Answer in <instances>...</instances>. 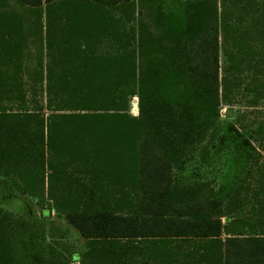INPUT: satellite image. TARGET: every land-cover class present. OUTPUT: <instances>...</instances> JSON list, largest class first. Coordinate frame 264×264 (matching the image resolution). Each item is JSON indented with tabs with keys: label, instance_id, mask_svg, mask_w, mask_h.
Instances as JSON below:
<instances>
[{
	"label": "trees",
	"instance_id": "trees-1",
	"mask_svg": "<svg viewBox=\"0 0 264 264\" xmlns=\"http://www.w3.org/2000/svg\"><path fill=\"white\" fill-rule=\"evenodd\" d=\"M256 66L264 0H0V178L86 241L74 264H264V162L218 120ZM216 137L221 183L175 179ZM36 226L0 207V264H61Z\"/></svg>",
	"mask_w": 264,
	"mask_h": 264
},
{
	"label": "rangeland",
	"instance_id": "rangeland-1",
	"mask_svg": "<svg viewBox=\"0 0 264 264\" xmlns=\"http://www.w3.org/2000/svg\"><path fill=\"white\" fill-rule=\"evenodd\" d=\"M165 1L169 2V0ZM219 54L220 64H222L224 55L222 52ZM243 87L244 85H241L233 95H227V98L222 99L218 119L220 130H223L230 122L237 126H239L238 122H243L242 124L246 122L252 144L260 152L261 162H264V92L256 96ZM132 101H138L137 97H134ZM8 107L15 108L16 105L9 103ZM228 109L231 110L229 114ZM131 113L138 114L132 109ZM215 128L219 130L218 126ZM230 162L229 150L219 145L217 137L213 140L206 139L193 148L181 168L175 170V179L184 183L205 180L219 184L229 169ZM45 206L46 201L18 191L8 178H0V207L14 217L34 222L40 231L41 238L43 235L44 242L51 244L56 250L57 263L74 264L70 258L71 252L82 253L86 247V241L54 209L49 216H43L41 210Z\"/></svg>",
	"mask_w": 264,
	"mask_h": 264
},
{
	"label": "crops",
	"instance_id": "crops-1",
	"mask_svg": "<svg viewBox=\"0 0 264 264\" xmlns=\"http://www.w3.org/2000/svg\"><path fill=\"white\" fill-rule=\"evenodd\" d=\"M257 41H253V43H256ZM254 62V60H252V62H251V67H253V63ZM257 68H250V69H248V70H250V72H247V70H245L244 72H243V75L245 76V77H247L248 78V76H252V75H257V77H261V76H263L264 77V74H261V72H258V70H259V67H261V66H256ZM245 69H246V67H244ZM6 70L8 71V72H10V74L11 73H14V72H18L19 74H20V72L22 71V68H20V69H18V68H15V67H8V68H6Z\"/></svg>",
	"mask_w": 264,
	"mask_h": 264
},
{
	"label": "water",
	"instance_id": "water-1",
	"mask_svg": "<svg viewBox=\"0 0 264 264\" xmlns=\"http://www.w3.org/2000/svg\"><path fill=\"white\" fill-rule=\"evenodd\" d=\"M131 109L134 111H138V101H132L131 102ZM228 114L231 112L230 109L227 110Z\"/></svg>",
	"mask_w": 264,
	"mask_h": 264
}]
</instances>
